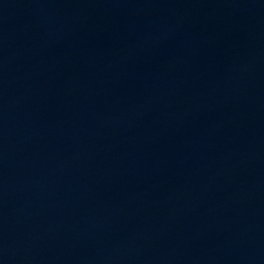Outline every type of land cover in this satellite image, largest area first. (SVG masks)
<instances>
[{"label":"water","instance_id":"obj_1","mask_svg":"<svg viewBox=\"0 0 264 264\" xmlns=\"http://www.w3.org/2000/svg\"><path fill=\"white\" fill-rule=\"evenodd\" d=\"M0 264H264V0H0Z\"/></svg>","mask_w":264,"mask_h":264}]
</instances>
